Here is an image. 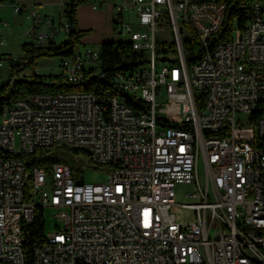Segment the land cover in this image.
I'll list each match as a JSON object with an SVG mask.
<instances>
[{"label": "built area", "instance_id": "2783aa9c", "mask_svg": "<svg viewBox=\"0 0 264 264\" xmlns=\"http://www.w3.org/2000/svg\"><path fill=\"white\" fill-rule=\"evenodd\" d=\"M65 1L57 24L12 6L30 22L24 35L33 45L68 33ZM83 2L113 10L115 39L144 53L146 62L112 74L116 94L36 93L2 106L0 262L23 264L22 226L35 207H50L57 224L33 247V264H264V3H241L250 6L241 29L212 41L225 10L218 0ZM162 20L175 63L155 53ZM184 28L202 49L189 66ZM8 59L14 58L0 55V68ZM97 59V49L88 48L60 57V74L67 83L82 81ZM124 94H134L136 105L126 104ZM249 104L262 106L255 127L246 125ZM41 147L83 151L92 165H106V178L84 182L82 170L74 176L61 162L49 172L28 170L18 155ZM177 186L186 187L187 202L179 205L191 211L190 220L171 212Z\"/></svg>", "mask_w": 264, "mask_h": 264}, {"label": "trees", "instance_id": "16d2710c", "mask_svg": "<svg viewBox=\"0 0 264 264\" xmlns=\"http://www.w3.org/2000/svg\"><path fill=\"white\" fill-rule=\"evenodd\" d=\"M225 5L222 23L212 36V41H225L230 37L233 29H241L244 22L245 10L241 3L253 0H218ZM264 3V0H255ZM3 0H0V3ZM83 3V0H66L64 5V14L69 25L66 40L59 43L49 41L46 46H35L30 42H23L21 49L24 52L23 58L18 61L16 58L8 59L6 64L9 67L10 74L18 75L25 68L33 69L35 60L42 56L47 57H66L75 52V46L80 43L83 36L86 35L85 30H80L77 27L75 12L78 5ZM182 47L184 51V59L187 66L196 63L200 58L202 49L197 41L195 34L189 30V35L182 37ZM98 59L96 67L86 72V78L76 83H67L60 73H51L47 75H37L32 72V78L10 79L0 81V111L5 103L14 99L23 98L27 95L36 93H57L62 91H86L95 94L109 91L113 94L118 92L117 88L111 81V76L116 71L132 70L133 68L146 62L145 54L136 52L131 48V45L123 41H104L98 44ZM155 53L160 61H169L170 63L177 62L176 50L174 43L164 45L157 43L155 45ZM7 56V55H1ZM97 71L103 76L89 75ZM125 103L135 106V99L129 95H125ZM72 150V149H70ZM72 154H82L86 161L83 163L75 160L71 155L59 153L49 147L36 148L30 153H20L19 158L23 159L28 170L32 167H43L48 172L52 164L61 162L68 165L73 172V175L82 170L84 165L90 167L92 165L88 155L79 150H72ZM0 155H6L0 150ZM30 186L27 183L25 192L28 193ZM22 254L23 264H33V247L42 241L44 235L43 209L35 207L33 211L32 221L22 226ZM0 264H10L0 262Z\"/></svg>", "mask_w": 264, "mask_h": 264}, {"label": "rangeland", "instance_id": "374dc122", "mask_svg": "<svg viewBox=\"0 0 264 264\" xmlns=\"http://www.w3.org/2000/svg\"><path fill=\"white\" fill-rule=\"evenodd\" d=\"M12 0H4L3 4L0 5V35L3 39V45H0V55H7L12 58H16L20 61L23 58L24 52L21 49V44L23 42H30L32 44H36V41L32 39L31 35L25 36L23 35L25 30L30 27V22L25 18L24 14H15L12 11ZM15 3H22V0H14ZM49 12H51V16L53 17L54 22L57 24L58 19L61 16V8L54 6L49 7ZM99 12H103L105 17H109L111 14L110 8L103 5L98 9ZM113 13V10H112ZM124 20L129 21L130 23L134 22L133 15L128 13L124 14ZM110 26H111V17H110ZM105 33H112L111 27L110 32L109 28H104ZM182 34L188 36L189 30L184 28L182 29ZM155 37L158 43H163L164 45H168L173 42L172 33L170 32V28L166 21L162 20V28L157 30L155 33ZM66 36L64 33L59 32L54 35L53 42L59 43L61 41L66 40ZM80 42H82L80 40ZM97 41H87L84 44L79 43L75 46V51L81 52L84 48L96 50L98 48ZM59 67V58L58 57H47L42 56L35 60V64L33 65V69L25 68L18 75L10 74V70L8 65H4L0 68V81L4 82L9 77L10 79L17 78H25L30 80L32 78V72L37 75H47V74H55L60 73ZM246 125L247 127H252L251 123L248 121V115H246ZM238 132H242L243 134L249 133V129L242 128L238 130ZM53 150L58 151L59 153H64L66 155H71L75 160H79L81 162H85L86 159L82 154H72V150L67 147H59L53 148ZM106 165H91L87 167L84 165L82 168L81 175L83 177L84 182L87 183H95L101 182L106 178L107 172ZM186 190L184 186H177L175 190L174 201L176 204L171 206V212L175 214L177 221H187L191 218V211L187 208L181 207L179 204L183 202H187L186 198L183 196V191ZM54 214L53 208H46L43 210V223H44V231L46 233L51 232L54 229V225L57 224Z\"/></svg>", "mask_w": 264, "mask_h": 264}, {"label": "crops", "instance_id": "0c3cea01", "mask_svg": "<svg viewBox=\"0 0 264 264\" xmlns=\"http://www.w3.org/2000/svg\"><path fill=\"white\" fill-rule=\"evenodd\" d=\"M22 1H23L22 3H15L14 0H12L11 5L24 6L27 9H33L36 11V13H40L42 15L49 16L51 18L53 17L50 14L51 12H49L50 11L49 7H54V6L60 7L61 12H58L59 14L62 13L63 2H64V0H22ZM3 2H1L0 5L3 4ZM98 9H93L88 3H84V2L78 5L76 8L75 19H76L77 27L80 30L86 31V35L81 38L82 42L80 43L82 44H84L87 41H97L98 43L104 41H117L113 33L110 32L111 26L109 21H110V17L112 16V10L110 9L111 14H109V17L107 18L105 17L104 13L102 11L99 12ZM105 27L109 28L110 33L104 32ZM53 41H55L54 38Z\"/></svg>", "mask_w": 264, "mask_h": 264}, {"label": "bare ground", "instance_id": "6f19581e", "mask_svg": "<svg viewBox=\"0 0 264 264\" xmlns=\"http://www.w3.org/2000/svg\"><path fill=\"white\" fill-rule=\"evenodd\" d=\"M243 8L245 10V14L250 13V6L243 7ZM254 62H261V53H254ZM125 95H129L133 99H135L134 94H124V100H125ZM261 113H262V106H257V104H249L246 115H248V121L249 123H251L252 127H255V121L257 120V114H261Z\"/></svg>", "mask_w": 264, "mask_h": 264}, {"label": "water", "instance_id": "95a60500", "mask_svg": "<svg viewBox=\"0 0 264 264\" xmlns=\"http://www.w3.org/2000/svg\"><path fill=\"white\" fill-rule=\"evenodd\" d=\"M77 183H81V180H78Z\"/></svg>", "mask_w": 264, "mask_h": 264}]
</instances>
